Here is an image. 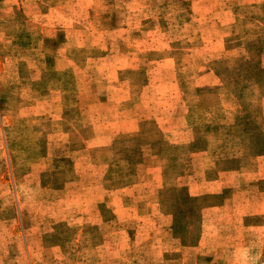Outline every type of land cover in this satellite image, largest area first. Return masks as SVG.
I'll return each instance as SVG.
<instances>
[{"label": "rangeland", "instance_id": "obj_1", "mask_svg": "<svg viewBox=\"0 0 264 264\" xmlns=\"http://www.w3.org/2000/svg\"><path fill=\"white\" fill-rule=\"evenodd\" d=\"M0 264H264V0H0Z\"/></svg>", "mask_w": 264, "mask_h": 264}, {"label": "clouds", "instance_id": "obj_2", "mask_svg": "<svg viewBox=\"0 0 264 264\" xmlns=\"http://www.w3.org/2000/svg\"><path fill=\"white\" fill-rule=\"evenodd\" d=\"M247 251V250H246ZM257 259H258V257H257Z\"/></svg>", "mask_w": 264, "mask_h": 264}]
</instances>
